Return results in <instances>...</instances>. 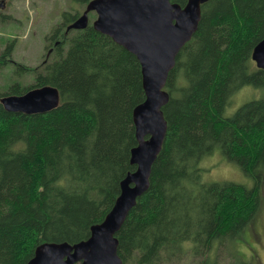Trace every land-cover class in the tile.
<instances>
[{"label":"trees","instance_id":"1","mask_svg":"<svg viewBox=\"0 0 264 264\" xmlns=\"http://www.w3.org/2000/svg\"><path fill=\"white\" fill-rule=\"evenodd\" d=\"M81 14L64 11L39 66H17L35 73L33 85L0 90V264H27L42 242L89 238L137 169L133 114L146 98L141 63L91 20L66 34ZM263 38L264 0L202 5L199 27L165 86L168 129L150 187L116 233L123 264H219L220 247L233 256L230 264H247L237 245L263 200L264 69L252 57ZM44 85L60 92L52 111L13 112L1 102ZM246 86L261 94L228 113ZM217 147L251 185L203 181L200 163Z\"/></svg>","mask_w":264,"mask_h":264},{"label":"water","instance_id":"2","mask_svg":"<svg viewBox=\"0 0 264 264\" xmlns=\"http://www.w3.org/2000/svg\"><path fill=\"white\" fill-rule=\"evenodd\" d=\"M207 1L188 0L182 6L171 0H90L68 25L66 33L85 29L90 12H96L93 27L134 53L141 63L146 98L133 114L138 145L132 150V162L137 169L121 182L120 195L104 220L91 227L89 238L74 244L42 242L27 264H123L116 233L150 187L152 166L168 129L163 107L170 94L165 86L177 55L199 27ZM252 57L264 69V38L254 47ZM60 99L57 87L44 85L21 95H5L1 102L8 111L33 114L56 109Z\"/></svg>","mask_w":264,"mask_h":264},{"label":"rangeland","instance_id":"3","mask_svg":"<svg viewBox=\"0 0 264 264\" xmlns=\"http://www.w3.org/2000/svg\"><path fill=\"white\" fill-rule=\"evenodd\" d=\"M7 7L0 9V90L18 82L21 86H31L35 82L33 71L23 72L18 65L36 68L46 55H49L53 43L47 41V36L60 25L64 19V11L83 13L86 5H80L76 0H6ZM96 18V12H90L89 20ZM11 45V54L3 56ZM261 91L252 86H246L236 96L233 112L242 103L251 98L259 97ZM202 179L205 182L230 180L251 185L252 178L234 161L228 159L217 147L212 154L205 156L201 163ZM262 205L254 221L245 229L238 241V248L247 264H264V174L262 182ZM232 250H237L233 246ZM219 264H230L233 256L219 248ZM167 264V263H166ZM170 264H190L185 259Z\"/></svg>","mask_w":264,"mask_h":264},{"label":"flooded vegetation","instance_id":"4","mask_svg":"<svg viewBox=\"0 0 264 264\" xmlns=\"http://www.w3.org/2000/svg\"><path fill=\"white\" fill-rule=\"evenodd\" d=\"M0 5H2L1 7H4L3 9H5V8L7 7V2H6V0H0ZM1 7H0V8H1ZM1 9H2V8H1ZM1 9H0V10H1ZM3 9H2V10H3ZM66 29H67V28H66ZM65 32H66V31H65ZM66 34H67V33H66ZM57 42H58V41H57Z\"/></svg>","mask_w":264,"mask_h":264}]
</instances>
